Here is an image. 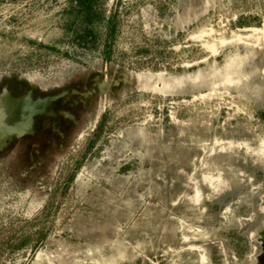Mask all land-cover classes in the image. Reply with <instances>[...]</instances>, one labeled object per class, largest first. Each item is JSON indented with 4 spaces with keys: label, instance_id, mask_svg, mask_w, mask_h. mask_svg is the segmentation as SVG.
Segmentation results:
<instances>
[{
    "label": "rangeland",
    "instance_id": "374dc122",
    "mask_svg": "<svg viewBox=\"0 0 264 264\" xmlns=\"http://www.w3.org/2000/svg\"><path fill=\"white\" fill-rule=\"evenodd\" d=\"M0 264H264V0H0Z\"/></svg>",
    "mask_w": 264,
    "mask_h": 264
},
{
    "label": "bare ground",
    "instance_id": "6f19581e",
    "mask_svg": "<svg viewBox=\"0 0 264 264\" xmlns=\"http://www.w3.org/2000/svg\"><path fill=\"white\" fill-rule=\"evenodd\" d=\"M46 102L37 103L30 99H14L9 107L8 111L4 112V115H9L8 118H4V124L10 126L5 128L7 132L17 133L19 131H29L32 129L34 114L43 109ZM5 132V131H4Z\"/></svg>",
    "mask_w": 264,
    "mask_h": 264
}]
</instances>
